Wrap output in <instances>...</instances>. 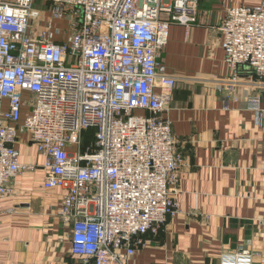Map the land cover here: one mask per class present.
Here are the masks:
<instances>
[{"label":"built area","instance_id":"2783aa9c","mask_svg":"<svg viewBox=\"0 0 264 264\" xmlns=\"http://www.w3.org/2000/svg\"><path fill=\"white\" fill-rule=\"evenodd\" d=\"M198 6L0 0V210L15 178L38 167L19 161L23 133L42 159L43 188L62 192L59 215L71 222L73 256L126 264L145 236L157 234L177 210L173 190L183 165L161 116L175 81L159 59L170 26L196 23ZM219 31L228 83L245 67L263 82L264 1L230 7ZM258 103L250 99L257 112ZM250 263L244 253L225 260Z\"/></svg>","mask_w":264,"mask_h":264},{"label":"crops","instance_id":"0c3cea01","mask_svg":"<svg viewBox=\"0 0 264 264\" xmlns=\"http://www.w3.org/2000/svg\"><path fill=\"white\" fill-rule=\"evenodd\" d=\"M261 1L199 0L196 23L170 26L159 61L175 85L161 116L183 156L177 210L126 264H225L241 253L264 264V81L245 67L228 83L219 31L230 7ZM20 137V163L38 167L19 174L14 195L1 202L0 264H90L71 254L62 192L43 188L42 159Z\"/></svg>","mask_w":264,"mask_h":264},{"label":"rangeland","instance_id":"374dc122","mask_svg":"<svg viewBox=\"0 0 264 264\" xmlns=\"http://www.w3.org/2000/svg\"><path fill=\"white\" fill-rule=\"evenodd\" d=\"M33 24H34V25H39V28H40V27L44 24V22H43L42 19H39V20H34V21H33ZM23 140H24V138H23V137H20V138H19V141H18V145L23 144V143H24Z\"/></svg>","mask_w":264,"mask_h":264},{"label":"trees","instance_id":"16d2710c","mask_svg":"<svg viewBox=\"0 0 264 264\" xmlns=\"http://www.w3.org/2000/svg\"><path fill=\"white\" fill-rule=\"evenodd\" d=\"M87 138V141L90 139V137H86Z\"/></svg>","mask_w":264,"mask_h":264}]
</instances>
